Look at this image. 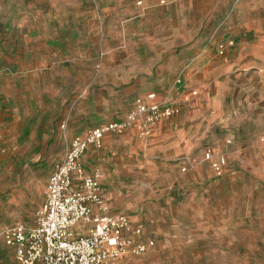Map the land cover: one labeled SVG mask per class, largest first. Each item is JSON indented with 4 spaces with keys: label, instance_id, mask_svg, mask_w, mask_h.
<instances>
[{
    "label": "rangeland",
    "instance_id": "obj_1",
    "mask_svg": "<svg viewBox=\"0 0 264 264\" xmlns=\"http://www.w3.org/2000/svg\"><path fill=\"white\" fill-rule=\"evenodd\" d=\"M150 91L175 111L83 154L101 181L92 213L128 215L160 264H264V0H0V264L72 140Z\"/></svg>",
    "mask_w": 264,
    "mask_h": 264
},
{
    "label": "built area",
    "instance_id": "obj_2",
    "mask_svg": "<svg viewBox=\"0 0 264 264\" xmlns=\"http://www.w3.org/2000/svg\"><path fill=\"white\" fill-rule=\"evenodd\" d=\"M175 111L169 101L160 100L156 91L139 97L136 108L125 118L95 127L84 136L75 137L63 159L49 177L44 201L37 214V223H23L4 231V241L15 248L12 264H116L127 250L142 253L155 240L138 241L142 229L133 226L126 214H93L94 204L102 205L101 181L98 172H87L82 157L90 145L110 131H122L139 121L143 132ZM213 167L221 169L224 157L205 153ZM85 231H77V225ZM131 231L135 237H127Z\"/></svg>",
    "mask_w": 264,
    "mask_h": 264
},
{
    "label": "crops",
    "instance_id": "obj_3",
    "mask_svg": "<svg viewBox=\"0 0 264 264\" xmlns=\"http://www.w3.org/2000/svg\"><path fill=\"white\" fill-rule=\"evenodd\" d=\"M195 50L196 49H194V51ZM206 57V55H200L195 57V59L193 60L194 62L192 64V72L202 66L204 69L208 67V64L206 63ZM217 100L218 99L216 98L215 102ZM191 146L192 145H190V143H166V148L168 149V152L173 153L177 156L189 153L192 150ZM157 224L155 226L154 232L156 234H162L164 232V228L161 226L160 222H157ZM84 227L85 225L79 224L76 226L75 229L77 231H85L86 229ZM146 233V231H142L141 237H136L138 241L147 242L149 239H154L152 237H146ZM125 235L127 237H135V235L131 231H126ZM160 251V248L157 249L153 245L148 246L147 250L142 253H134L131 250H127L123 255L119 256L115 260V262L116 264H160V262H158L161 259Z\"/></svg>",
    "mask_w": 264,
    "mask_h": 264
}]
</instances>
